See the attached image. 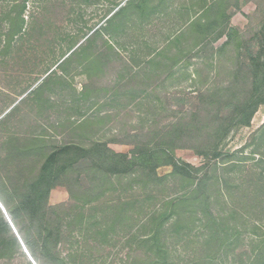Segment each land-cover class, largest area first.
Masks as SVG:
<instances>
[{
    "label": "trees",
    "instance_id": "trees-1",
    "mask_svg": "<svg viewBox=\"0 0 264 264\" xmlns=\"http://www.w3.org/2000/svg\"><path fill=\"white\" fill-rule=\"evenodd\" d=\"M4 1L12 8L6 17L10 47L24 32L27 0ZM173 1H120L102 21L106 26L93 30L87 39L98 36L102 46L77 64L89 74L106 72L111 55L117 57L119 52L115 38L105 40V33L124 31L126 24L148 23L152 17L162 16L169 4L173 7ZM238 2L193 1L191 12L187 11L192 17L184 32L169 42L170 48L157 51L172 63L157 65L159 70L167 68L172 78L177 57L168 58L167 54L180 39L192 37L202 48L209 38L225 37V44L214 51L217 80L213 87L196 92L198 103L193 110L177 115L161 129L153 121L146 140L136 136L129 153L116 152L102 140L52 147L45 137L22 139L10 128L11 112L0 116V202L37 264H70L72 254L62 257L60 247L69 244L71 237L106 242L116 230L121 233L114 234L117 241L124 240L130 247L128 264H264L262 226L248 225L252 218L264 215V125L240 149H224L231 134L251 127L264 106V18L247 40L245 33L230 24V11L239 7ZM126 10L129 22H124L127 15H122ZM77 45L68 52L70 58L82 46L75 49ZM229 49L234 54L228 69L220 60ZM98 55L100 62L95 66ZM68 60L58 68L65 70ZM224 70L229 80L219 83ZM131 78L132 74L130 82ZM46 84L33 92L37 100L45 94L47 88H42ZM157 112L147 115L155 118ZM178 149L193 150L203 158V165L197 167L177 158ZM165 169L169 171L162 175ZM59 187L68 190L72 204L50 205L51 194ZM113 195H117V203L112 215L87 216L89 206ZM16 257L24 254L0 210V261Z\"/></svg>",
    "mask_w": 264,
    "mask_h": 264
},
{
    "label": "rangeland",
    "instance_id": "rangeland-1",
    "mask_svg": "<svg viewBox=\"0 0 264 264\" xmlns=\"http://www.w3.org/2000/svg\"><path fill=\"white\" fill-rule=\"evenodd\" d=\"M120 1L125 0H27L23 15L26 23L24 32L7 47L6 33L10 23L6 17L12 8L6 1L0 0V116L11 112L8 115L10 128L16 129L20 138L45 137L52 147L70 142L87 144L91 139L102 140L108 142L116 152L129 153L138 140L136 136L146 140L153 121L160 129L166 127L176 120L177 115L178 118L184 111L195 108L198 103L196 92L213 87L217 80L214 51L225 44V37L218 40L209 38L202 48L197 47L199 40L192 37L180 39V44H176L177 47L174 46L167 54L168 58L177 57L178 60L172 78H169L167 68L159 70L157 65L172 63L157 51L170 48L169 42L184 32L192 17L187 11L191 12L194 0H174L173 7H169V4L162 16L152 17L148 23L126 24L124 31L118 29L113 34L105 33V40L115 38L117 48L120 43L127 50L117 57L111 55L110 68L106 72L101 70L97 74L94 70L89 74L82 71L78 61L90 58L94 48L103 44L98 36L89 42L88 37L103 25L104 18ZM238 6L230 11L233 12L230 24L245 33L247 40L252 39L264 18V0H239ZM128 13L129 10H126L122 15ZM129 15L124 17V22H129ZM76 44L75 49L82 46L70 58L71 53H67ZM132 47L141 59L139 62L133 61L134 68L131 67L129 73L134 78L130 82L119 78V75L124 71L123 75L127 77L128 70H124L126 63L121 57L129 59L132 51L128 50ZM201 50L202 53H199ZM233 54L229 49L228 54L220 60L223 68L232 67L230 61ZM152 55L156 58L154 64L150 61ZM65 56L69 58L65 62V70L53 68L62 58L63 62ZM100 58L98 55L92 66L94 63L97 66ZM135 64L140 67L135 68ZM50 69L53 70L51 75L47 74ZM227 80V70H224L219 83H226ZM44 82L47 84L42 89H47L37 100L32 94ZM116 91L119 93L116 94ZM154 110H159L155 118L147 115V112ZM82 124L87 125L82 127ZM263 125L264 106L256 113L251 127L231 134L225 151L234 152L249 143ZM176 156L197 167L204 163L203 158L190 149H178ZM251 165L252 162L247 166ZM168 171L165 169L160 173L164 175ZM116 198L117 195H113L96 201L89 206L87 216L95 214L100 218L106 215L105 212L112 215ZM49 203L52 206L72 204V200L68 190L59 187L52 192ZM216 207L219 209L218 205ZM258 218H252L248 225L252 228L255 224H261L259 233L264 235V215ZM116 232L120 233L118 230ZM116 232L111 231L106 242L101 238L97 241L89 238L88 242H83L74 235L69 244L60 247L62 257L72 254L70 264H128L130 247L125 245L124 240L117 241ZM21 250L24 257H16L12 261L1 260L0 264H33L22 247Z\"/></svg>",
    "mask_w": 264,
    "mask_h": 264
},
{
    "label": "crops",
    "instance_id": "crops-1",
    "mask_svg": "<svg viewBox=\"0 0 264 264\" xmlns=\"http://www.w3.org/2000/svg\"><path fill=\"white\" fill-rule=\"evenodd\" d=\"M177 35V34H176ZM170 40V39H169ZM119 47L117 48V50H118V52H119V55H121V53H122V51H126L127 49V47L126 46H124V45H121L120 43H119V45H118ZM133 50V47L130 49V50H128L129 52L130 51H132ZM162 50V49H161ZM69 54V53H68ZM127 54H129V53H127ZM130 55V54H129ZM67 56H69V55H67ZM67 56H65L64 57V60H66L67 59ZM140 57V54H138V52H137V56H136V53H134L133 51H132V53H131V55H130V57H129V59H127V58H125L124 56H122L121 58H123V63H126V65L124 66V68L126 69V70H128V72H131V71H129L130 70V68L132 67V68H134V65H133V61H135V62H139L140 60L139 59H141V58H139ZM125 59V60H124ZM127 59V60H126ZM138 59V60H137ZM62 60H63V58L56 64V65H54V67L53 68H58V66H59V64L60 63H62ZM156 60V58H155V56H153L152 55V58L150 59V61L151 62H156L155 61ZM178 61V60H177ZM136 64H135V68H136ZM137 67H140V65L139 66H137ZM52 68V69H53ZM52 69H50L49 71H48V73L47 74H52L53 72V70ZM159 69V68H158ZM52 70V71H51ZM136 70V69H135ZM123 73L124 72H122L121 74L123 75ZM46 74V75H47ZM120 74V75H121ZM125 74V73H124ZM45 75V76H46ZM119 75V76H120ZM126 75H127V77H124V79H126V80H129V78H130V74L129 73H126ZM44 76V77H45ZM43 78V77H42ZM119 78H121V77H119ZM123 79V78H122Z\"/></svg>",
    "mask_w": 264,
    "mask_h": 264
},
{
    "label": "built area",
    "instance_id": "built-area-1",
    "mask_svg": "<svg viewBox=\"0 0 264 264\" xmlns=\"http://www.w3.org/2000/svg\"><path fill=\"white\" fill-rule=\"evenodd\" d=\"M0 205H1V204H0ZM5 214H6V217L8 218V220L10 221L11 227H12L13 231L15 232V235L20 239V242L22 243V247L24 248V253H25V254L31 259V261L33 262V264H37V263L33 260V258L30 256V253L27 251V249H26V247H25V245H24L22 239H21L20 236L18 235L17 230L15 229V227L13 226L11 220H10L9 217L7 216V213H5Z\"/></svg>",
    "mask_w": 264,
    "mask_h": 264
},
{
    "label": "water",
    "instance_id": "water-1",
    "mask_svg": "<svg viewBox=\"0 0 264 264\" xmlns=\"http://www.w3.org/2000/svg\"><path fill=\"white\" fill-rule=\"evenodd\" d=\"M0 204H1V203H0ZM0 209L2 210L3 213H6V210H5V208L3 207L2 204L0 205ZM15 236H16V235H15ZM16 238H17V240H18L20 246L22 247V243L20 242V239H19L17 236H16ZM22 248H23V247H22ZM23 250H24V248H23Z\"/></svg>",
    "mask_w": 264,
    "mask_h": 264
}]
</instances>
